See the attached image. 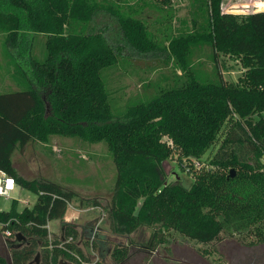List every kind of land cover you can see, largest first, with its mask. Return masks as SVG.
<instances>
[{
	"label": "trees",
	"instance_id": "obj_1",
	"mask_svg": "<svg viewBox=\"0 0 264 264\" xmlns=\"http://www.w3.org/2000/svg\"><path fill=\"white\" fill-rule=\"evenodd\" d=\"M194 1L190 26L170 39V53L183 74L116 115L103 70L118 63L120 42L113 45L101 29L85 31L78 25L108 11L120 21L129 45L146 52L159 46L140 18L157 12L155 21L169 28L176 16L171 0L108 6L98 0H0V33L23 82L0 92V168L37 194L32 207L19 209L13 199L9 210H0V232L6 226L22 239L11 245L12 264H27L37 255L41 264L62 259L80 264L69 253L81 254L80 246L65 240L77 237L75 227L66 224L52 237L46 227L65 216L76 192L46 178L27 180L13 161L16 150L53 135L106 144L117 169L106 207L110 228L130 234L152 227L143 244L147 251L166 245L171 230L207 245L224 234L250 235L249 244L264 243V10L231 13L223 10V0ZM39 34L46 36L43 59L32 54ZM203 46L214 63L211 76L192 64L195 50ZM221 55L245 68L238 81L223 77ZM217 142L208 165L201 163ZM174 156L193 176L189 186L178 174L168 179L164 163ZM92 237L98 236L86 240L96 247ZM129 255L128 247L117 246L112 253L117 264ZM7 257L0 251V264Z\"/></svg>",
	"mask_w": 264,
	"mask_h": 264
},
{
	"label": "rangeland",
	"instance_id": "obj_2",
	"mask_svg": "<svg viewBox=\"0 0 264 264\" xmlns=\"http://www.w3.org/2000/svg\"><path fill=\"white\" fill-rule=\"evenodd\" d=\"M98 1L108 6L110 3L134 2L135 0ZM171 1L176 16L169 28L155 21L158 16L157 12L147 11L145 19L140 18L146 23L148 32L153 33L154 41L159 46L146 52L137 51L129 45L120 21L108 11H101L89 23L78 25L85 31L101 29L113 45L120 42L118 46L122 50L118 51V63L103 70L109 101L116 115L126 110L134 101H146L154 97L159 86L167 87L174 83L176 77L183 74L170 53V39L178 36L179 30L184 26H190V12L195 1ZM260 1L223 0L222 8L225 12L249 13L264 9V4L260 5ZM5 38V33H0V92L23 86L20 70L6 50ZM45 40L46 36L43 34L36 36L32 44L34 57L44 58ZM192 59V64L196 65L201 74L209 76L213 74L214 63L207 46L195 50ZM220 63L226 81H238L245 71L239 60L229 56L221 55ZM227 128L221 131L220 138L224 136ZM218 144L217 142L206 152L201 163L208 165V159L212 157ZM13 161L19 175L27 180L46 178L76 192V196L70 201L71 204H68L65 216L61 219L50 220L48 230L52 237L62 233L63 221L74 223L78 232L74 242L82 250L81 254L74 253L82 259L84 264H116L112 253L117 246L128 247L130 251L129 257L122 264H227L232 254L248 253V251L255 259H253L255 264H264V243L249 244V241L254 240V237L250 235L247 238L242 234L233 236L224 234L218 242L207 245L185 238L171 230L166 234L168 238L166 245H161L157 250L149 252L143 244L150 238L152 227L142 226L130 234L115 233L110 228L106 207L110 205L114 194L117 169L109 149L102 141L91 142L78 137L58 135L51 136L48 141L35 139L30 141L23 151L16 150L13 153ZM164 168L170 181H174L178 174L186 186L190 185L193 176L181 170L177 156L165 162ZM12 197L17 199L18 208L22 209L24 206L32 207L37 194L18 184L12 191ZM11 204L12 199L0 197L1 210H9ZM91 225H95L99 233L106 235L105 240L96 238L98 244L96 247H93L82 236V231L87 234L88 226ZM0 238L5 245H0V251L2 255L10 259L7 251L11 252L12 247L8 246L1 232ZM100 246H102L101 250ZM75 259L78 258L75 257ZM72 263L78 264L75 260H72Z\"/></svg>",
	"mask_w": 264,
	"mask_h": 264
},
{
	"label": "built area",
	"instance_id": "obj_3",
	"mask_svg": "<svg viewBox=\"0 0 264 264\" xmlns=\"http://www.w3.org/2000/svg\"><path fill=\"white\" fill-rule=\"evenodd\" d=\"M17 185L18 184H17L16 180L14 179V177L7 174L5 170L0 168V197H4L6 199H12L13 200L14 198L12 197V191L16 188ZM70 204L71 203L69 202V205ZM0 225H1L0 227L2 228L4 224L0 223ZM46 227L49 228V221L46 224ZM2 235L7 241H9V239H15L16 240L17 236H18L17 234H15V232L13 230L7 228L6 226H5V228L2 229ZM93 239H94V237H93ZM65 240L74 241V237L69 236ZM64 242L65 241L61 242L59 246L64 247V244H65ZM70 252L73 253L74 257L78 258V260L80 261V264H84V263H82V259L78 255H75V253L72 251H70Z\"/></svg>",
	"mask_w": 264,
	"mask_h": 264
},
{
	"label": "flooded vegetation",
	"instance_id": "obj_4",
	"mask_svg": "<svg viewBox=\"0 0 264 264\" xmlns=\"http://www.w3.org/2000/svg\"><path fill=\"white\" fill-rule=\"evenodd\" d=\"M91 226H95V225H91ZM91 226H88V233L90 231ZM96 229V226H95ZM99 230V229H97ZM93 238V237H92ZM96 237H94L95 239ZM22 240V239H21ZM19 243V242H18ZM12 249V248H11ZM102 249V246H100V250ZM7 250V249H5ZM105 251V250H104ZM9 255H11V252L7 251ZM103 255V254H102ZM254 258H252L251 252L248 251V253H237V254H232L229 259L227 260V264H255ZM64 260V259H62ZM69 262V264H74L68 260H64ZM116 263V262H115ZM5 264H12L11 260L8 258L6 260ZM27 264H41V260L39 259V256H35V258H33L29 263ZM59 264V262L57 263ZM117 264V263H116Z\"/></svg>",
	"mask_w": 264,
	"mask_h": 264
},
{
	"label": "water",
	"instance_id": "obj_5",
	"mask_svg": "<svg viewBox=\"0 0 264 264\" xmlns=\"http://www.w3.org/2000/svg\"><path fill=\"white\" fill-rule=\"evenodd\" d=\"M263 10H264V9H263ZM256 11H260V10H256ZM234 173H235V172H234V169H232V170H231V176H234ZM66 224H68V225H72V226H75L74 223L66 222V221H63L62 224H61V226H64V225H66ZM84 228H85V226H84ZM93 235H97L99 238H106V235L99 233V230L95 229V226H91V228H90V232H89V237H91V236H93ZM16 240H21V238H19V237L17 236V239H16ZM10 242H11V241H7V244H9ZM59 264H69V262L64 261V260H60V261H59Z\"/></svg>",
	"mask_w": 264,
	"mask_h": 264
},
{
	"label": "crops",
	"instance_id": "obj_6",
	"mask_svg": "<svg viewBox=\"0 0 264 264\" xmlns=\"http://www.w3.org/2000/svg\"><path fill=\"white\" fill-rule=\"evenodd\" d=\"M90 232V231H89ZM86 235V236H85ZM82 236L85 238V239H90L91 240V237H89V233H87V234H85L83 231H82ZM87 237V238H86ZM97 238H99V237H97ZM102 239V238H101ZM104 240H105V238H103ZM98 240V239H97ZM9 241H11L10 243H9V245L8 246H10V247H12L11 245H15V244H17L18 242L20 243V241L21 240H15V239H9ZM99 241H100V239H99ZM102 242V241H101Z\"/></svg>",
	"mask_w": 264,
	"mask_h": 264
},
{
	"label": "bare ground",
	"instance_id": "obj_7",
	"mask_svg": "<svg viewBox=\"0 0 264 264\" xmlns=\"http://www.w3.org/2000/svg\"><path fill=\"white\" fill-rule=\"evenodd\" d=\"M264 8V7H263Z\"/></svg>",
	"mask_w": 264,
	"mask_h": 264
}]
</instances>
